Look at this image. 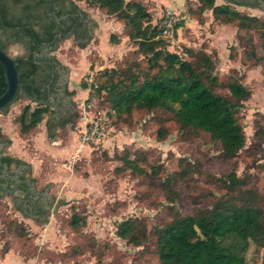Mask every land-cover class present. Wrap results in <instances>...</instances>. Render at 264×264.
<instances>
[{
    "label": "rangeland",
    "instance_id": "1",
    "mask_svg": "<svg viewBox=\"0 0 264 264\" xmlns=\"http://www.w3.org/2000/svg\"><path fill=\"white\" fill-rule=\"evenodd\" d=\"M145 1L152 21L161 25L168 6L183 15L181 26L167 37L169 49L186 58L190 56L185 47L203 49L212 56L213 72L225 77L234 67L243 75L241 80L252 89L251 95L242 100L239 111L247 135L244 146L234 157L224 158L219 145L209 140L207 134L179 129L173 118L161 122V111L155 114L134 109L131 114L111 117L114 126H108L107 136L91 143L86 151L81 150L75 160L72 155L67 156L69 149L74 150L75 136L71 132L64 145L63 139L78 124L79 103L86 97L84 75L93 73L95 78L103 67L122 66L126 57L143 60L137 46L123 33L120 21L86 0H74L95 25L92 34L95 38L84 47L77 45L73 37L61 39L51 53L68 72L75 122L59 129L61 139L52 142L53 137L43 134L47 114L33 130L26 133L18 130L15 116L26 103L35 105L32 99L21 95L6 113L0 112V128L9 139L6 152L23 159L36 186L48 185L51 196V210L45 222L27 217L11 202L7 203L9 197H2L0 255L11 249L23 258L40 255L46 262L58 264H159L151 226L165 223L176 212L191 213L210 206L224 194L221 178L232 169L243 177L240 190L249 188L253 191L250 195H254L251 197L264 208V136L254 134L253 123L257 118L264 125V74L241 58L243 42L238 32L245 27L236 18L215 15L211 7H202L200 0ZM220 3L222 0H214V4ZM239 12L243 13L240 9ZM113 32L119 41L109 40L108 35ZM6 50L13 56L25 54L19 41L7 42ZM217 91L225 92L226 88L219 87ZM94 94L97 105L99 96ZM101 106L98 109L104 112L105 107ZM161 125L167 129L163 135L157 134ZM135 151L143 158L144 170L119 168L118 156L132 155ZM152 164H162L158 174L151 171ZM184 168L186 174L181 173ZM167 174L175 177L172 176L173 194L162 184ZM60 197L74 201L85 217L83 225L75 229L68 224L70 206L69 203L56 206ZM130 215L140 219L141 224L146 221L144 244L133 246L116 234L118 221ZM46 233L57 236L51 240ZM73 244L79 245L81 251H72ZM262 253L263 249L251 240L245 257L257 264Z\"/></svg>",
    "mask_w": 264,
    "mask_h": 264
},
{
    "label": "trees",
    "instance_id": "2",
    "mask_svg": "<svg viewBox=\"0 0 264 264\" xmlns=\"http://www.w3.org/2000/svg\"><path fill=\"white\" fill-rule=\"evenodd\" d=\"M71 1L81 9L74 0ZM86 1L102 9L107 16L120 21L123 33L128 35L143 56V60L126 57L122 66L103 67L96 72L98 86L94 95L99 96L98 108L101 105L105 107L106 126L113 125L111 117L131 114L134 109L155 114L161 111V122L173 118L179 129L188 128L197 134L205 133L209 140L219 145L222 157H234L244 146L247 137L239 118L240 106L242 100L252 92L251 87L241 80L243 75L237 73L234 67H231L229 75L225 77L213 72L212 56L203 49L185 47L184 51L190 58L169 49V41L161 33V23L152 21V13L145 0ZM200 1L202 7H211L217 16L238 19L243 27L257 19L244 12L240 13L238 9L225 3ZM81 10L88 15L85 10ZM91 39L92 35L85 43H75L84 47ZM117 39L116 33L109 34L110 41H119ZM16 41L25 44L26 52L23 57L28 59L31 49L28 40L9 39L4 43L3 49L6 50L7 42ZM52 59L59 61L54 55ZM219 87H225L226 91H217ZM72 92L69 91L71 94ZM21 95L32 99L35 105L26 103L15 116L20 133L36 128L46 114V130L50 137L54 135L55 127L75 122L73 107L72 116L67 122L50 127L49 117L53 111L50 105L25 93L18 94L12 102ZM0 112L6 113L1 110ZM253 123L254 134L264 136L261 120L255 118ZM166 130L165 125H161L157 134L163 135ZM0 133L5 136L1 128ZM133 153L118 156L119 168H128L133 172L144 170V165L141 164L143 158L136 151ZM6 158L8 162H24L20 157L7 155ZM150 167L154 174H158L162 164H152ZM182 171L181 173H187L186 168ZM172 176L167 174L162 184L173 194L175 192L171 187L175 177ZM221 180L225 192L210 206L191 213L176 212L165 223L151 226L154 252L159 264H255L247 261L245 257L251 240L263 249L261 260L257 264H264V208L251 197H254L250 195L253 191L249 188L240 190L244 180L234 169ZM65 203H69L71 210L68 224L75 229L83 225L85 217L74 201L58 198L56 206ZM41 220H46V217ZM139 220L130 215L118 221L117 236L133 246L144 244L143 239L147 240V224L146 221L141 224ZM77 247V244L70 245L72 251H81Z\"/></svg>",
    "mask_w": 264,
    "mask_h": 264
},
{
    "label": "water",
    "instance_id": "3",
    "mask_svg": "<svg viewBox=\"0 0 264 264\" xmlns=\"http://www.w3.org/2000/svg\"><path fill=\"white\" fill-rule=\"evenodd\" d=\"M260 6L264 0H232ZM93 32L92 20L71 0H0V110L6 112L20 93L54 105L50 127L67 122L73 106L66 91V74L48 55L58 41L74 34L76 43L87 42ZM244 62L261 60L264 72V31L242 28ZM12 38L31 43L29 58L13 56L3 49ZM7 139L0 133V150ZM9 162L0 159V195L11 192L17 207L26 215L43 219L50 212L49 186L36 190L33 180L19 177L27 165L18 162L8 172Z\"/></svg>",
    "mask_w": 264,
    "mask_h": 264
},
{
    "label": "built area",
    "instance_id": "4",
    "mask_svg": "<svg viewBox=\"0 0 264 264\" xmlns=\"http://www.w3.org/2000/svg\"><path fill=\"white\" fill-rule=\"evenodd\" d=\"M162 18L161 33L163 36L169 37L181 26L184 17L180 11L168 6ZM84 82L86 84V97L79 103V146L73 156L74 160L77 158L78 151L82 146L89 143H98L108 134V127L105 124L106 115L102 110L98 109L94 96H92L98 86L93 73L84 75Z\"/></svg>",
    "mask_w": 264,
    "mask_h": 264
},
{
    "label": "flooded vegetation",
    "instance_id": "5",
    "mask_svg": "<svg viewBox=\"0 0 264 264\" xmlns=\"http://www.w3.org/2000/svg\"><path fill=\"white\" fill-rule=\"evenodd\" d=\"M222 2L225 3V4H228L229 6H232L235 9L242 10L245 14H247L249 16H255L257 18L254 21H250L249 24L245 28L264 31V9L263 8H261L260 6L250 5V4H245V3H239V2L232 1V0H222ZM67 37H73L74 38V34L73 33H70L65 38H67ZM22 45H23L24 50L26 52V46H25V44L22 43ZM53 50L54 49H52V48L48 50V55L51 57V59H52V56H53V54L51 53V51H53ZM17 56H22L23 57V55H17ZM55 62L64 71V73L66 74V91H67L68 96H69V98L71 100V103H72V95H73V93L72 94L69 93V91L71 89H69V87H68V72L66 71V67L60 61H55ZM248 64H251L253 67H255V66L258 67L260 69L261 73L264 74V72L262 71V61L261 60L248 61ZM49 105H50V107L52 109H54V105H52V104H49ZM72 106H73V103H72ZM6 145L7 144L5 143L3 145V147L1 148V150H0V159L2 161H7L8 162V159L6 158V156L7 155L13 156V155H11L8 152H6V150H5ZM17 163L18 162H13V161L12 162H9V165L7 167V171L8 172H13L14 169L16 168ZM22 163H25V162H22ZM25 164L27 165V167H25L21 172H19V177L22 178V179H24V180H33L34 181V185H35V189L36 190H41L42 187L41 188H38L36 186V182H35V180L33 178V175L29 172V170H30L29 165L27 163H25ZM2 197H9V199L7 200V203H10L11 202V205H13L14 208H16L17 210H20L17 207V205L15 204L11 192H6V193L0 195V200L2 199ZM50 197L51 196L49 194V202H50V208H51V198ZM22 214L26 215L23 212H22ZM26 216H28V215H26ZM29 217H32V216H29Z\"/></svg>",
    "mask_w": 264,
    "mask_h": 264
},
{
    "label": "crops",
    "instance_id": "6",
    "mask_svg": "<svg viewBox=\"0 0 264 264\" xmlns=\"http://www.w3.org/2000/svg\"><path fill=\"white\" fill-rule=\"evenodd\" d=\"M163 2H164V0H162ZM109 36V35H108ZM93 38H94V36H93ZM79 127H80V125H79V123L74 127V129L73 130H69V132L67 133V135H66V137H65V139H63V144L62 145H64V143L66 142V140H67V138H68V136H70V133L72 132V134H74L73 136H75V147H74V150H72V149H69V152L66 154L67 156H71L72 155V158H73V156L75 155V153H76V151H77V148H78V146H79V138H78V130H79ZM58 129H56V131H57V133L55 134L54 133V135L52 136L53 138H52V142H58L60 139H61V135H60V131H59V129H65L66 127L65 126H63V127H60V126H58L57 127ZM1 131H4V129H1ZM43 134H46V135H48V133H47V130L46 131H44V133ZM104 139V138H103ZM62 145H59V147L60 146H62ZM91 145V143H89V144H87V145H84V146H82L80 149H79V151H78V155H79V152H81V150L82 151H86L87 150V148H88V146H90ZM56 152V151H55ZM56 154V153H55ZM58 154V153H57ZM33 175V174H32ZM60 198H62V197H60ZM27 217H29V216H27ZM31 218H33V217H31ZM33 219H38V218H33ZM39 221H41V222H45L46 220H41V219H38ZM46 236L48 237V239H51V240H53V239H55L54 237H56L57 235H56V233L55 234H53V233H46ZM59 262H52V261H45V259H42L41 257H40V255H38V256H33V257H28V258H23L21 255H18V254H16V253H14L11 249H7V250H4V253L2 254V255H0V264H58Z\"/></svg>",
    "mask_w": 264,
    "mask_h": 264
}]
</instances>
